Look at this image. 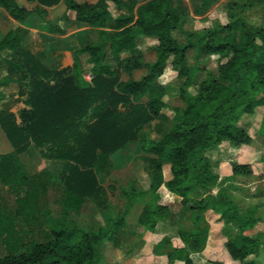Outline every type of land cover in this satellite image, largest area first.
Returning a JSON list of instances; mask_svg holds the SVG:
<instances>
[{"label":"trees","instance_id":"obj_1","mask_svg":"<svg viewBox=\"0 0 264 264\" xmlns=\"http://www.w3.org/2000/svg\"><path fill=\"white\" fill-rule=\"evenodd\" d=\"M29 1L36 4L27 7L16 0H0V8L22 23L29 14L40 15L43 7L62 1L77 22L95 29L97 39L72 51L70 67L53 70L20 44L24 31L19 27L8 29L0 38V62L6 64L0 88L27 80L28 90L19 94L25 95L29 107L20 112V122L13 113L0 111V128L14 152L0 154V185L6 189L0 195V245L4 250L0 264H99L103 241L119 233L137 199L148 196L136 220L143 229L153 231L158 222L168 219L167 206L158 203L161 186L180 198L177 217L188 213L189 220L177 223L181 247L171 246L168 238L153 246L155 254L169 244L166 264H193L191 254L204 249L208 231L199 219L206 209L236 225V234L223 243L230 259L257 264L251 257L258 252L259 241L244 232L259 219L240 213L225 190L211 194L220 177L215 173L218 162L212 163L206 152L220 142L235 146L251 142L238 122L256 106L264 108V18L257 29L235 19L209 30L204 37L188 34L181 44L171 33L186 21L188 10L183 0ZM188 1L193 14L202 15L218 0ZM109 4L122 11L112 16ZM138 37L156 41L149 47L154 53L151 61H146L137 47ZM5 50L8 58L2 57ZM189 50L195 62L218 55L217 74L208 73L195 95L180 91L185 106L178 112L171 110L178 120L160 138L141 137V148L150 155L143 166L147 189L122 187L120 210L97 230H85L61 216H51L45 206L47 172L27 174L19 154L30 145L45 146L46 158L66 162L59 178L60 203L65 209L80 210L84 199L98 193L110 174L111 155L132 141L139 127L159 117L164 86L157 79L168 61L178 77L184 78L185 86L192 84L198 68L188 65ZM81 54H86L91 64L90 82L82 76ZM138 71L140 76L135 79L133 73ZM117 72L126 79L116 80ZM145 96L146 102L139 103ZM130 101L135 104L128 112L116 109ZM164 165L169 166L167 180L162 173ZM251 173L248 164L230 163L229 177ZM202 192L206 194L195 198Z\"/></svg>","mask_w":264,"mask_h":264},{"label":"rangeland","instance_id":"obj_2","mask_svg":"<svg viewBox=\"0 0 264 264\" xmlns=\"http://www.w3.org/2000/svg\"><path fill=\"white\" fill-rule=\"evenodd\" d=\"M137 1L141 2L142 0ZM183 1L188 10L186 21L180 29L171 33L172 37L181 44L186 42L188 34L204 37L209 30L227 25L235 19H239L253 29H257L262 25L264 18V0H218L202 15H194L190 2L188 0ZM109 10L112 16L122 11V9L115 10L112 4H109ZM92 35L93 41L96 40L97 33L93 32ZM155 42L153 39L141 37L136 40L137 47L143 52L146 61H151L154 57V53L149 47ZM192 55L193 51L189 50L187 52L188 65L198 68L193 76L192 84L185 86L184 78L178 77L175 67L168 61L162 75L157 79L158 83L164 86V94L161 98L164 107L160 110L159 117L154 118L145 126L139 127L133 140L111 155L112 169L110 174L101 184V189L98 193L84 199L80 210L71 211L65 209L60 203L62 180L59 178L64 173L66 162L46 158L45 153L47 151L45 146L35 148L30 145L26 151L19 154L18 158L26 173L32 174L41 170L47 172L49 184L45 206L51 216H61L85 230H97L120 210L123 203L122 187L142 189L147 185V175L143 166L146 156L150 157V155H147L142 150L140 145L141 137L147 134L152 139L160 138L178 120V114L176 113V116L173 117L171 110L178 112L185 106L180 97V91L195 95L199 84L205 80L208 73L214 76L217 74L218 55L201 57L197 62L194 61ZM82 62V76L85 81L90 82L92 79L91 64L88 63L87 59L86 62ZM107 62L110 63L109 60ZM5 68L6 64L0 62V77L4 75ZM110 68L113 69L111 63ZM140 73L139 71L133 73V77L137 79ZM126 77L122 73L117 72L114 74L116 80H124ZM26 82L27 80L22 84L21 81L19 83L13 81L0 88L2 93L0 111L13 113L17 122H20V112L29 109L24 103L25 95L19 94V91L26 92L28 90L25 85ZM145 102L146 96L139 101L141 104ZM134 104L131 101L126 104L120 103L116 106V109L126 113L129 109H133ZM141 104L138 106H141ZM238 126L247 132L251 139L250 144L235 146L229 142H220L206 152V156L212 163L218 162L215 173L220 177L218 186L211 190V194H215L218 190H225L240 213H249L259 219V222L252 229L245 231L244 234L259 241L258 252L251 258L257 264H262L264 263V108L256 106L252 114L242 116ZM10 152L14 153L13 147L7 141L0 128V154ZM231 162L250 165L251 175L229 177ZM162 173L164 180L170 178L168 165L163 166ZM5 190V187L0 185V195H3ZM164 190L165 187L161 186L158 189V194H162ZM205 194L206 192L196 193L194 196L199 199ZM172 199L167 204L170 213L167 220L172 224L188 222V213L177 217L176 213L181 208L180 198ZM136 204H139V199H137ZM134 213L132 211L128 217H132ZM218 217L217 213L211 209H206L201 212L200 224L204 225L208 232L219 233L226 241L236 234V225L231 221L219 219ZM132 244L130 240L121 236V232L114 236L112 240L103 241L99 264H118L120 259L123 260V257L121 258L122 254L125 253L123 250L132 247ZM219 248L222 252L212 264H228L226 262L228 261L226 259L228 256L224 246Z\"/></svg>","mask_w":264,"mask_h":264},{"label":"crops","instance_id":"obj_3","mask_svg":"<svg viewBox=\"0 0 264 264\" xmlns=\"http://www.w3.org/2000/svg\"><path fill=\"white\" fill-rule=\"evenodd\" d=\"M76 1L93 3L95 0ZM16 2L27 7H33L36 4L35 1L29 0H16ZM43 9L42 14L31 13L22 23H18L0 8V38L8 29L19 27L24 31L21 35L20 44L32 54L37 55L43 65L53 70L68 68L72 65V51L86 42L93 41L92 34L95 29L77 22L74 12L66 10L62 1L50 7H43ZM8 54L9 51L5 50L2 52V57L8 58ZM87 58L86 54L79 56L81 66L83 65L82 61L86 62ZM147 187L148 179L147 185L142 189L145 190ZM158 195V203L165 206L172 198L178 197L166 189ZM147 199L148 196H143L139 199L138 205L136 202L134 203L129 214L132 211L135 213L132 217L126 218L119 231L124 239L127 238L133 243V246L123 250L125 252L121 256L123 260L120 259L118 264H166L165 251L169 244L161 246L155 254L152 252L153 246L163 238H168L173 247L182 246L177 236V224H172L168 220L161 221L156 224L153 231H147L137 224V217ZM224 242L225 240L219 233L208 232L204 249L192 253L190 256L193 264H212L215 262L222 252L219 247H222ZM3 254L4 250L0 245V256ZM226 259L228 264H238L233 260L230 261L229 256ZM173 264H182V262L175 261Z\"/></svg>","mask_w":264,"mask_h":264}]
</instances>
